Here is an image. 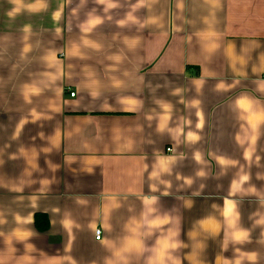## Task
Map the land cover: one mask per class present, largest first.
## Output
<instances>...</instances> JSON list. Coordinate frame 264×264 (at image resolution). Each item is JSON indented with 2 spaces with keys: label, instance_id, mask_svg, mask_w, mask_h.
Returning <instances> with one entry per match:
<instances>
[{
  "label": "crops",
  "instance_id": "1",
  "mask_svg": "<svg viewBox=\"0 0 264 264\" xmlns=\"http://www.w3.org/2000/svg\"><path fill=\"white\" fill-rule=\"evenodd\" d=\"M263 71L264 0H0V264H264Z\"/></svg>",
  "mask_w": 264,
  "mask_h": 264
},
{
  "label": "built area",
  "instance_id": "2",
  "mask_svg": "<svg viewBox=\"0 0 264 264\" xmlns=\"http://www.w3.org/2000/svg\"><path fill=\"white\" fill-rule=\"evenodd\" d=\"M262 78L264 79V71L262 72ZM73 93L72 92H69L68 93V96L69 97H73ZM169 150H167V152H168ZM100 234H101V232H100V230L99 229H96L95 231H94V240L95 241H98L99 240V238H100Z\"/></svg>",
  "mask_w": 264,
  "mask_h": 264
}]
</instances>
